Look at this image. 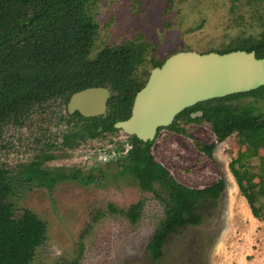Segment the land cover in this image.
Returning a JSON list of instances; mask_svg holds the SVG:
<instances>
[{
	"label": "rangeland",
	"instance_id": "374dc122",
	"mask_svg": "<svg viewBox=\"0 0 264 264\" xmlns=\"http://www.w3.org/2000/svg\"><path fill=\"white\" fill-rule=\"evenodd\" d=\"M88 15L98 25L91 56L106 46L143 44L147 56L135 76L144 80L153 59L165 60L184 49L205 53L236 39L258 37L264 26V2L93 0ZM248 103L264 112V98L234 102ZM37 112L21 126L6 127L0 136V169L17 180L12 197L16 212L30 209L47 225L46 238L34 250L31 264H264V221L252 215L229 168L239 150L236 135L220 143L203 120L188 124L187 134L167 129L158 134L151 154L176 182L200 189L224 178L226 190L213 218L172 234L161 259L152 261L147 245L164 218V204L143 192L130 175L120 174L118 164L105 165L114 156L109 153L114 148L111 141L117 146L126 136L120 132L91 140L65 156L52 150L59 154L57 159L42 166L82 168L94 175L93 183L68 182L53 188L27 184L21 180L22 169L39 161L46 144H55L64 127L58 120L65 116L63 105ZM197 142L215 143L213 156L201 152ZM139 201L141 215L134 223L110 208L127 210Z\"/></svg>",
	"mask_w": 264,
	"mask_h": 264
},
{
	"label": "trees",
	"instance_id": "16d2710c",
	"mask_svg": "<svg viewBox=\"0 0 264 264\" xmlns=\"http://www.w3.org/2000/svg\"><path fill=\"white\" fill-rule=\"evenodd\" d=\"M92 3L93 0H0V136L7 126L21 125L35 111L57 103L66 106L74 93L90 87L105 86L112 91L107 115L93 119L94 129L113 132L116 121L130 116L134 97L144 84L135 75L146 48L133 43L106 46L91 58L98 36V25L88 15ZM236 48L255 50L257 57H264V38L255 45L244 42ZM244 97L264 98V87L202 102L185 113L202 110L201 119L188 120L208 122L220 143L236 135L239 150L229 168L252 215L264 221V112L251 103L235 109L234 102ZM170 129L187 134L177 121ZM195 145L213 156L215 143ZM128 160L125 171L143 191H153L164 204V218L147 245L152 261H158L172 234L201 226L214 217L220 210L226 182L221 178L200 189L184 186L156 162L150 144L131 152ZM27 172L30 174L24 180H40L32 169ZM41 175V180H47L44 172ZM16 186L17 180L0 169V264H31L34 250L46 238L47 225L33 211L16 212L12 201ZM142 205L143 201H139L127 210L110 208L134 223L140 218Z\"/></svg>",
	"mask_w": 264,
	"mask_h": 264
},
{
	"label": "water",
	"instance_id": "95a60500",
	"mask_svg": "<svg viewBox=\"0 0 264 264\" xmlns=\"http://www.w3.org/2000/svg\"><path fill=\"white\" fill-rule=\"evenodd\" d=\"M263 86L264 58L256 57L254 52H180L151 71L135 97L131 116L115 127L144 142L152 141L160 127L169 126L190 106ZM109 97L110 90L105 87L87 88L72 95L68 110L87 117L99 116L106 112ZM200 115L202 112L193 116Z\"/></svg>",
	"mask_w": 264,
	"mask_h": 264
},
{
	"label": "flooded vegetation",
	"instance_id": "af4514ba",
	"mask_svg": "<svg viewBox=\"0 0 264 264\" xmlns=\"http://www.w3.org/2000/svg\"><path fill=\"white\" fill-rule=\"evenodd\" d=\"M253 1H255V2H264V0H253ZM97 38H98V36H97ZM263 38H264V26L262 27V32L260 33V35L258 37L254 38L253 36H249V37L242 38V39H236L234 42L228 44L226 47H224L222 49L211 50V51H208V52H205V53L216 52V53H219V54H225V53H230V52H234V51H246L248 53L254 52L256 57H257V53H256L255 50L247 51V50L237 49L236 47H238L240 44H242L244 42H249L250 46L251 45H255V43H258ZM95 43H96V41H95ZM133 44H136V43H133ZM117 46H119V45H117ZM110 47H115V46H110ZM145 48H146V46H145ZM234 48H236V49L235 50H230L229 52L221 53V51H224L226 49H234ZM180 52H197V51L184 49V50H180V51H177V52H174V53L170 54L169 57H171L174 54L180 53ZM197 53H200V52H197ZM201 54H203V53H201ZM96 55L97 54H95V56ZM146 56H147V48H146L145 58H146ZM90 57L94 58V57L91 56V54H90ZM169 57H167L165 60L156 59V61H155L154 59L153 60L151 59L152 60V68H151L150 72H147V74H148L147 78H145L144 80H140V79L137 78L139 81H141V82L143 81L144 82L143 87L145 86L146 82L148 81V79L150 77V74H151V71L153 69L157 68V67H161L164 64V62ZM145 58H144V60H146ZM261 58H264V57H261ZM144 62L145 61H143L142 64ZM156 62L157 63H162V65H156ZM140 66H139V68H140ZM100 87H105V86H100ZM105 88L110 90L109 87H105ZM249 92H251V91H249ZM137 93H136V95H137ZM244 93H247V92H244ZM237 94H240V93H237ZM136 95H135V97H136ZM232 95H234V94H232ZM111 96H112V91L110 90L109 100H110ZM228 96H230V95H228ZM135 97H134V100H135ZM222 98H224V97H222ZM216 99H218V98H216ZM109 100H108V102H109ZM211 100H213V99H211ZM207 101H210V100H207ZM108 102H107V109H106V112L104 114L99 115V116H90V117L82 115L79 111L69 112L68 106H67L69 102L67 103L66 106L63 105L65 107V116L61 115L58 120H59V122L62 125H64V127L58 133V136L56 137L55 144H53V142L49 143V144H46V146H45L46 148L44 149V151H42L40 153L41 159L39 161H35V162L29 163L28 165H26V167H24L22 169L23 179L21 178V180L25 181V183H27V184L37 182L38 185L46 186V187H49V188H53L56 185L63 184V183H68V182L83 183L85 185L93 183V181L96 179L94 177V175L91 174V173H83V171H82L83 169L82 168L70 169L67 166H65L64 164H60V165H56V166H52V167L50 166L48 168H46V167L43 168L42 166H43L44 163H47V162H50L52 160L57 159V155H59V154H56L55 152H52V150L61 151V152L64 153L63 155L65 156L68 153L67 151L75 150L78 146H81L82 144L87 143L88 141H91V140L95 141V140H99V139L100 140H105L109 136H113L114 134H118L120 132H122L126 136V140L117 142L118 143L117 146H115L116 145L115 142L111 141L112 145H114V148H111L109 150V153L110 152H111V154L114 153V156L113 157L110 156L112 158L109 159L106 162L105 165L116 163L122 168L121 171H120V174H123V175L128 174V175H130L132 177V175L129 174L128 172H126L125 169H124V167L126 166V164L129 161L128 159H129V155H130L131 152H133L134 150H137L138 148L146 149L148 144H150V150H151L153 142L156 139V137L158 136V134L164 129L171 130L170 126L176 121H177V125L179 127L185 128V127H187L188 124H192L193 122H195V121H189L188 120L189 118H191L193 120H197V119H201L203 117V111L202 110H194L192 112H189L188 115L185 113L187 109L193 108L197 104L202 103V102H199V103H197V104H195L193 106H190V107L184 109L179 114H177L175 116L174 121L169 126L160 127L157 130V134H156V137H155L154 140L144 142L143 140L139 139L136 135L127 134L126 132H124L123 129L115 127V124L117 122L124 121V120H119V121H116L114 123L113 127L115 128V131H113V132H109V131L99 132L100 128L99 129H94L91 126V123H92L94 118L104 117V116L107 115ZM203 102H206V101H203ZM57 104L61 105L59 103H57ZM133 104H134V101H133ZM133 104H132V107H131V113H132ZM37 111H42L43 112V111H47V109L37 110ZM37 111H35L31 116H33ZM199 112H202V115L193 116V115H195L196 113H199ZM130 116H131V114H130ZM30 117L27 120H29ZM196 117H201V118L195 119ZM127 119H125V120H127ZM27 120H25V121H27ZM200 121H202V120H200ZM21 125H18V126H21ZM10 126H13V125H10ZM97 132H99V133H97ZM60 156H62V155H60ZM41 163H42V165H41ZM30 169H32V172H35L38 175V178L40 180H38L37 178L34 179L33 181L24 180L25 178L28 177V174H30L29 172H27L28 170L30 171ZM98 169H99V171L102 174L104 173L103 170H100V168H98ZM42 172H44L47 175V177H48L47 180H41L42 179V177H41L42 176L41 175ZM143 192H151L154 195L153 191H143ZM154 197H155V195H154Z\"/></svg>",
	"mask_w": 264,
	"mask_h": 264
}]
</instances>
